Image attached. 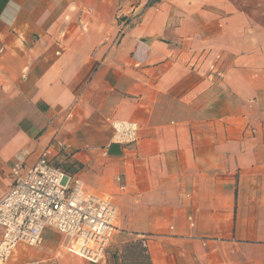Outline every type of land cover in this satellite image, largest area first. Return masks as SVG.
<instances>
[{
    "label": "crops",
    "instance_id": "1",
    "mask_svg": "<svg viewBox=\"0 0 264 264\" xmlns=\"http://www.w3.org/2000/svg\"><path fill=\"white\" fill-rule=\"evenodd\" d=\"M56 142L151 264H264V0H0V199Z\"/></svg>",
    "mask_w": 264,
    "mask_h": 264
},
{
    "label": "built area",
    "instance_id": "2",
    "mask_svg": "<svg viewBox=\"0 0 264 264\" xmlns=\"http://www.w3.org/2000/svg\"><path fill=\"white\" fill-rule=\"evenodd\" d=\"M138 131L133 121L114 120L110 142L134 144ZM67 148L62 142L45 148L24 173L19 172L20 162L12 164L13 185L0 199V264H40L20 261L15 253L18 244L39 247L47 227L61 235V252L93 263L105 259L117 231L116 206L107 197L87 192L77 172L53 163V150L66 153Z\"/></svg>",
    "mask_w": 264,
    "mask_h": 264
},
{
    "label": "trees",
    "instance_id": "3",
    "mask_svg": "<svg viewBox=\"0 0 264 264\" xmlns=\"http://www.w3.org/2000/svg\"><path fill=\"white\" fill-rule=\"evenodd\" d=\"M65 170L61 164H56ZM121 240L106 249L105 258L109 264H151L145 240L135 233H121ZM110 244V243H109Z\"/></svg>",
    "mask_w": 264,
    "mask_h": 264
},
{
    "label": "rangeland",
    "instance_id": "4",
    "mask_svg": "<svg viewBox=\"0 0 264 264\" xmlns=\"http://www.w3.org/2000/svg\"><path fill=\"white\" fill-rule=\"evenodd\" d=\"M48 228H49V229H52V228H50V227H47V229H48ZM52 230H53V229H52ZM122 236H123V235H122L120 232L116 231L114 237H113V238L111 239V241H110L109 246H112V245H115L116 243H118V242L121 240ZM26 248H27V247H26L25 245H23V244H18V245H17L15 256H17L18 260L21 261V259H20L21 254H24V253L26 254V253H27Z\"/></svg>",
    "mask_w": 264,
    "mask_h": 264
}]
</instances>
